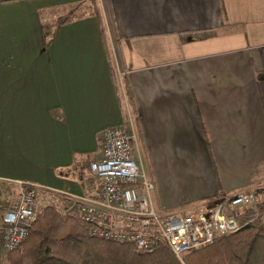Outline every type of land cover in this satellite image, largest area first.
I'll return each mask as SVG.
<instances>
[{"label":"crops","instance_id":"crops-1","mask_svg":"<svg viewBox=\"0 0 264 264\" xmlns=\"http://www.w3.org/2000/svg\"><path fill=\"white\" fill-rule=\"evenodd\" d=\"M81 1L0 0V182L31 183L32 146L79 180L131 119L161 209L264 187V0H105L101 23L56 22Z\"/></svg>","mask_w":264,"mask_h":264},{"label":"built area","instance_id":"built-area-1","mask_svg":"<svg viewBox=\"0 0 264 264\" xmlns=\"http://www.w3.org/2000/svg\"><path fill=\"white\" fill-rule=\"evenodd\" d=\"M100 135L98 156L79 176L82 193H60L72 200V209L88 226L90 237L126 244L138 253H151L164 244L182 261L188 253L239 231L241 208L256 213L253 192L236 193L190 213H160L154 204V182L141 162L138 165L134 160L139 152L132 120L104 129ZM14 182L18 197L0 208V247L6 252L14 251L26 240L41 206L37 185Z\"/></svg>","mask_w":264,"mask_h":264},{"label":"trees","instance_id":"trees-1","mask_svg":"<svg viewBox=\"0 0 264 264\" xmlns=\"http://www.w3.org/2000/svg\"><path fill=\"white\" fill-rule=\"evenodd\" d=\"M86 17L102 22L96 0L83 13L63 19L59 25ZM253 193L256 213L249 208L238 210L240 230L188 253L183 257L184 264H264V187ZM88 232L75 210L63 212L46 205L26 241L7 254L8 264H180L164 244L151 253H138L132 246L95 239Z\"/></svg>","mask_w":264,"mask_h":264},{"label":"rangeland","instance_id":"rangeland-1","mask_svg":"<svg viewBox=\"0 0 264 264\" xmlns=\"http://www.w3.org/2000/svg\"><path fill=\"white\" fill-rule=\"evenodd\" d=\"M96 1L101 10L102 8L101 5L104 6L105 0H96ZM91 4H92V0H83L81 2H76L71 5H65L63 11L54 14L56 22L83 13V9L85 7L90 6ZM125 112H126V107H125ZM40 147L41 146L31 147V152L27 155L29 159L27 158L26 154L20 148H18L16 169H15V171L17 170L16 175L22 176L21 174L24 173L23 171H25L27 173L26 180L41 187L39 189L40 201H41L40 212L42 211L43 207L49 204H52L55 207H57L59 211L67 212L73 208V202L70 198L60 193H66L68 195H80V193L78 192L80 185L78 177L69 175L67 178H65L63 176L58 175L56 172H52L49 167L50 163L48 162L47 159L49 157L45 152V150ZM134 160L138 165L141 162L144 171L149 176L147 166H145L144 158L140 156L139 159L138 155L135 154ZM82 169L83 167L80 169V172ZM17 187L18 185L16 182H7L4 184L0 182V208L9 206L10 203L16 200V198L18 197ZM56 192L58 193L56 194ZM54 195H57V198H55ZM66 197L68 199H66ZM154 204L156 210L160 213H190L191 212V210L188 211V209L180 212H174V211L167 212L161 209L157 205L155 195H154ZM8 253L9 252L4 251L0 247V264H8V259H7ZM178 262L180 264H184L183 259L182 261L178 260Z\"/></svg>","mask_w":264,"mask_h":264}]
</instances>
